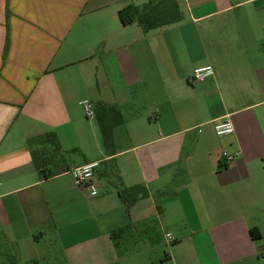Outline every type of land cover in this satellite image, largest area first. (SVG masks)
<instances>
[{
    "label": "crops",
    "instance_id": "1",
    "mask_svg": "<svg viewBox=\"0 0 264 264\" xmlns=\"http://www.w3.org/2000/svg\"><path fill=\"white\" fill-rule=\"evenodd\" d=\"M147 1L0 0V264L51 248L65 264H264V0H176L177 23L120 22ZM203 64L213 74L193 81ZM99 104L122 115L108 151ZM50 131L81 157L42 178L27 140ZM95 160L76 186L71 169ZM135 185L127 206L119 188Z\"/></svg>",
    "mask_w": 264,
    "mask_h": 264
},
{
    "label": "trees",
    "instance_id": "2",
    "mask_svg": "<svg viewBox=\"0 0 264 264\" xmlns=\"http://www.w3.org/2000/svg\"><path fill=\"white\" fill-rule=\"evenodd\" d=\"M118 18L122 24L137 22L144 31H149L179 22L182 19V12L176 0H148L141 5L127 4L121 7L118 10ZM98 108L96 121L101 133L103 148L108 151L113 144L112 129L121 122L122 115L114 105L99 104ZM27 144L31 147L33 162L42 178L51 176L52 171H55L54 167L48 166L54 157L63 160L67 155V152L61 150L57 136L53 131L30 137ZM145 193V189L139 185L119 188V195L127 206ZM119 233L120 229H117L112 231L111 235L116 237L119 236ZM250 234L253 239L260 237L257 228H251ZM61 264H65V262L62 260Z\"/></svg>",
    "mask_w": 264,
    "mask_h": 264
},
{
    "label": "built area",
    "instance_id": "3",
    "mask_svg": "<svg viewBox=\"0 0 264 264\" xmlns=\"http://www.w3.org/2000/svg\"><path fill=\"white\" fill-rule=\"evenodd\" d=\"M213 74V67L210 64H203L193 68L190 78L193 81H204L208 76ZM83 111L86 116H93V110L88 100L81 101ZM214 131L216 135L222 136L231 134L233 132V125L227 116L221 117L214 122ZM238 151L227 152L223 151L222 156L225 163L231 162L237 155ZM99 161L84 162L71 169V175L73 177V183L76 186H83L89 183L94 177V171L98 167ZM167 237L170 238V234L167 233Z\"/></svg>",
    "mask_w": 264,
    "mask_h": 264
},
{
    "label": "rangeland",
    "instance_id": "4",
    "mask_svg": "<svg viewBox=\"0 0 264 264\" xmlns=\"http://www.w3.org/2000/svg\"><path fill=\"white\" fill-rule=\"evenodd\" d=\"M93 121H95V119H93ZM78 157H81V155L77 149L73 151H69L66 155V162H72L73 160H76ZM161 244H164V243H161ZM152 254H154V251L152 252ZM38 262L39 264H55L57 262L58 264H61V260H60V257L58 256V252L54 248L53 249L51 248L49 253L45 257L40 258Z\"/></svg>",
    "mask_w": 264,
    "mask_h": 264
}]
</instances>
